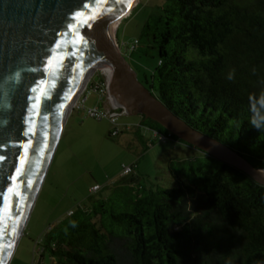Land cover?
<instances>
[{
  "label": "trees",
  "instance_id": "16d2710c",
  "mask_svg": "<svg viewBox=\"0 0 264 264\" xmlns=\"http://www.w3.org/2000/svg\"><path fill=\"white\" fill-rule=\"evenodd\" d=\"M156 9L139 33L154 67L138 81L264 169V0H159ZM137 116L194 155L169 160L161 185L138 183L131 164L108 196L49 226L40 254L54 264H264V186Z\"/></svg>",
  "mask_w": 264,
  "mask_h": 264
},
{
  "label": "water",
  "instance_id": "95a60500",
  "mask_svg": "<svg viewBox=\"0 0 264 264\" xmlns=\"http://www.w3.org/2000/svg\"><path fill=\"white\" fill-rule=\"evenodd\" d=\"M131 2L0 0V264L11 258L55 150L62 115L98 55L113 64L109 89L126 115L149 118L264 186V169L188 126L138 81L109 38L112 21Z\"/></svg>",
  "mask_w": 264,
  "mask_h": 264
},
{
  "label": "rangeland",
  "instance_id": "374dc122",
  "mask_svg": "<svg viewBox=\"0 0 264 264\" xmlns=\"http://www.w3.org/2000/svg\"><path fill=\"white\" fill-rule=\"evenodd\" d=\"M138 1L121 19L118 29L116 27L114 43L140 79L150 74L154 59L143 55L145 42L139 38V33L147 17L156 12L159 0ZM134 40H138V45L130 51ZM106 97L105 77L97 72L62 125L50 163L8 264H54L46 252L41 255L39 251V243L47 227L88 198L108 196L112 192V184L118 180L122 164L136 163L134 176L138 183L161 185L166 179L169 160L194 155L174 142H163L159 136L138 125L139 116L126 115L122 109L119 111L123 115L116 121L117 135L110 136L112 126L107 119L96 120L86 115L88 108H107ZM93 185H99L101 189L91 193L89 189Z\"/></svg>",
  "mask_w": 264,
  "mask_h": 264
},
{
  "label": "bare ground",
  "instance_id": "6f19581e",
  "mask_svg": "<svg viewBox=\"0 0 264 264\" xmlns=\"http://www.w3.org/2000/svg\"><path fill=\"white\" fill-rule=\"evenodd\" d=\"M137 1L138 0H132V2L126 8V10L123 13H121L115 20L112 21V24H111V26L109 28V38H110V41H111L112 45L115 48L117 47L115 45V43H114V34H115L114 32H115V29L118 26V24L121 21V19L126 17L128 15V13L133 9V7L136 5ZM113 69H114L113 68V64H112V62L110 61L109 58H107L105 56H102V55H98L97 56V65L94 66L89 71V73L82 79V81L79 83V85L74 90V93H73V95H72V97H71V99L69 101V104H68L66 110L64 111V113L62 115V118H61V121H60V123L58 125L56 137H55V140H54V143H53V147L55 145V141L57 140V138L59 136L60 130L62 128V125H63L67 115L72 110L73 106H75V103L78 100L79 96L82 95V93L84 92L85 87L88 85L90 79L93 77V75L95 73H97V72H101L102 73V75L105 77V81H106L108 98L112 101L114 107L121 108L123 110V107H124L123 103L120 100H118L116 98V96L109 89L110 81H111V78H112V75H113ZM53 147H52L51 151L53 150ZM46 165H45V167H46ZM43 173H44V170L42 172V175H43ZM261 174L264 175V172H261ZM41 179H42V176L39 179V183H40ZM39 183H38V185H39ZM36 190H37V188H36ZM34 197H35V195L33 196V198ZM32 202H33V199L31 201V204H29L28 210H27L26 215H25V219L23 220V222L21 224V228L19 230V233L17 234V239L21 236V233H22V231L24 229L25 222H26V219H27V215L29 214V211H30L31 206H32Z\"/></svg>",
  "mask_w": 264,
  "mask_h": 264
},
{
  "label": "built area",
  "instance_id": "2783aa9c",
  "mask_svg": "<svg viewBox=\"0 0 264 264\" xmlns=\"http://www.w3.org/2000/svg\"><path fill=\"white\" fill-rule=\"evenodd\" d=\"M137 45V40H134L131 44H130V51H133L135 49V46ZM106 100L108 101V107L105 108V107H101V108H88L86 110V115L88 117H91L93 119H96V120H101V119H107L109 121V123L111 124L112 126V130L110 131V136H115L117 135V128H116V121H117V118L121 115H123V113H121L119 110L121 108H116L113 106V103L112 101L108 98V95L106 97ZM161 140H163L162 137H160ZM132 166L133 165H124L122 164L121 165V169H120V173L119 175L120 176H124V175H128L132 172ZM100 186L99 185H93L92 187H90V192L91 193H94L96 192L97 190H99ZM71 214V211H68L67 212V215ZM49 227H47L46 230H48ZM45 230V231H46Z\"/></svg>",
  "mask_w": 264,
  "mask_h": 264
},
{
  "label": "crops",
  "instance_id": "0c3cea01",
  "mask_svg": "<svg viewBox=\"0 0 264 264\" xmlns=\"http://www.w3.org/2000/svg\"><path fill=\"white\" fill-rule=\"evenodd\" d=\"M154 138H156V136Z\"/></svg>",
  "mask_w": 264,
  "mask_h": 264
}]
</instances>
